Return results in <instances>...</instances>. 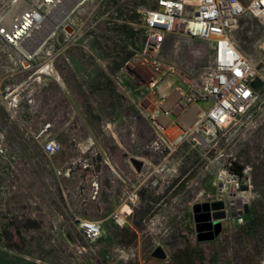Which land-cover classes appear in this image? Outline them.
Instances as JSON below:
<instances>
[{"label":"rangeland","instance_id":"rangeland-1","mask_svg":"<svg viewBox=\"0 0 264 264\" xmlns=\"http://www.w3.org/2000/svg\"><path fill=\"white\" fill-rule=\"evenodd\" d=\"M11 1H0V15ZM140 5L153 8L156 1L90 0L82 6L70 17L74 37L63 42L58 36L44 50L52 75L35 87L32 103L20 102L18 109L8 101L27 94V84L34 85L28 78L40 67H11L0 43V157L9 159L12 174V188L0 184V226L7 214L38 223L24 233L29 254H8L31 264H264V71L257 67L262 86L232 125L211 130L197 147L174 143L176 129L167 131L171 145L163 143L146 109L158 106L168 84L184 89V81L210 65L212 51L208 42L167 36L159 58L175 72H164L152 89L134 81L137 68L124 65L144 44ZM231 38L258 64L264 24L243 15ZM199 105L206 111L211 103ZM155 115L165 127L174 120L170 113ZM50 140L62 151L47 158L41 147ZM132 160L141 163L139 170ZM220 170L238 175L237 193L220 194ZM130 191L132 204L126 202ZM214 203L225 212L221 232L197 242L199 220L213 214L201 206ZM117 215L123 216L119 222ZM79 219L100 222L101 238L86 241ZM157 248L164 260L151 257Z\"/></svg>","mask_w":264,"mask_h":264},{"label":"built area","instance_id":"built-area-1","mask_svg":"<svg viewBox=\"0 0 264 264\" xmlns=\"http://www.w3.org/2000/svg\"><path fill=\"white\" fill-rule=\"evenodd\" d=\"M90 0H12L9 9L0 15V43L5 48L6 61L11 67H20L27 71L36 68L28 80L27 94H15L8 107L18 109L20 102L32 103L36 86L45 85L44 77L53 73L50 51L54 38L60 36L68 42L77 33V27L70 17ZM156 5L148 8L137 7L142 17L144 44L124 67H136L131 78L146 86L154 88L163 73L175 72L174 68L165 65L159 58L161 47L167 36H182L193 40L208 42L212 51V61L196 78L184 81L185 88H175L178 94L176 108L184 114L189 108L200 103L210 102L206 113H200L191 127L179 130L174 143L182 141L193 143L194 147L205 142V137L215 131L223 130L244 116L256 99V92L251 83L258 79L260 70L264 71V39L259 45L261 53L258 64H253L241 54L232 41L231 31L237 27L239 19L248 15L264 24V0H155ZM57 9H61L59 12ZM54 10L60 22L51 29L47 19ZM12 13L8 22L6 17ZM55 23V21H54ZM52 23V24H54ZM51 29V30H50ZM49 32V34H47ZM15 90L14 92H16ZM161 101L156 100L154 109L148 108L151 127L160 141H171L167 129L159 123L157 112H160ZM168 116V111H161ZM47 127L42 130L45 132ZM212 131V132H213ZM42 153L54 157L62 151L61 144L50 140L42 145ZM2 152V151H1ZM66 172L65 176H68ZM60 174L59 172H57ZM220 187V194L233 195L239 190L238 175L232 171L220 170L215 178ZM94 188L95 184L93 185ZM96 194V193H95ZM133 191L127 193L126 202L133 203ZM118 216V215H117ZM116 219V218H115ZM77 230L88 242L97 241L102 236L100 222L79 219Z\"/></svg>","mask_w":264,"mask_h":264},{"label":"trees","instance_id":"trees-1","mask_svg":"<svg viewBox=\"0 0 264 264\" xmlns=\"http://www.w3.org/2000/svg\"><path fill=\"white\" fill-rule=\"evenodd\" d=\"M10 164L9 159L4 156L0 157V184L7 183L6 187L12 188V185H10V179L12 178V174L9 171ZM214 205L223 209L222 203H214ZM4 220V223L0 226V246L4 250L0 249V264H31L26 257L15 258L10 256L8 252H22L28 255L29 253L23 250L27 245L24 233L28 230L38 229V223L30 219V217L18 220V217H9L8 214ZM250 224L254 225L256 222L252 219ZM192 253L196 255L197 260L203 261L204 257L200 250L194 249ZM156 262L158 263V261Z\"/></svg>","mask_w":264,"mask_h":264},{"label":"water","instance_id":"water-1","mask_svg":"<svg viewBox=\"0 0 264 264\" xmlns=\"http://www.w3.org/2000/svg\"><path fill=\"white\" fill-rule=\"evenodd\" d=\"M262 86V83L259 79H255L251 83L252 89L257 93ZM132 164L135 166L136 170H139L141 167V163L136 160L131 161ZM199 208V206H197ZM196 207V208H197ZM204 211H208L210 209V205L204 204L201 206ZM214 208V206H212ZM225 218V212L219 211L215 212L212 215L204 216L203 219L199 220L204 222L201 225H198L196 228V240L197 242H209L213 241L215 238H217L221 232L222 226L221 221ZM206 221V224H205ZM152 258L158 259V260H164L165 254L160 248H157L152 254Z\"/></svg>","mask_w":264,"mask_h":264},{"label":"crops","instance_id":"crops-1","mask_svg":"<svg viewBox=\"0 0 264 264\" xmlns=\"http://www.w3.org/2000/svg\"><path fill=\"white\" fill-rule=\"evenodd\" d=\"M168 90L157 97V101H161L162 109L161 111H167L171 114L172 117H174V120L171 122V126L165 127L167 130L169 129H176L177 132L179 130H185L192 126V124L195 122L197 116L200 113H206V111L202 110L200 108V105L197 104L194 107L189 108L184 114H181L176 108H174L175 104L178 103V94L175 91V88H179L176 86H173L172 84H168ZM161 111L159 112L161 115Z\"/></svg>","mask_w":264,"mask_h":264},{"label":"bare ground","instance_id":"bare-ground-1","mask_svg":"<svg viewBox=\"0 0 264 264\" xmlns=\"http://www.w3.org/2000/svg\"><path fill=\"white\" fill-rule=\"evenodd\" d=\"M57 10H58L59 12L61 11V9H57ZM11 15H12V13H10V14L6 17L5 22H8V21L10 20ZM61 18H62V17H61ZM61 18H60V17H59V18L55 17V12H54V10H53V11L51 12L49 18L47 19V24H48V26H51V29H52V28L54 27V25L56 26V25L60 22ZM54 21H55V23H54ZM52 23H54V24H52ZM51 29H50V30H51ZM47 34H49V32H48ZM124 214H125V215H128V211H124ZM122 219H123V216H122V215H118V216L116 217V221H117V222L121 221Z\"/></svg>","mask_w":264,"mask_h":264},{"label":"flooded vegetation","instance_id":"flooded-vegetation-1","mask_svg":"<svg viewBox=\"0 0 264 264\" xmlns=\"http://www.w3.org/2000/svg\"><path fill=\"white\" fill-rule=\"evenodd\" d=\"M212 206H214V208ZM220 210L222 209L219 206L214 205V204L210 205L209 211H211V213L219 212Z\"/></svg>","mask_w":264,"mask_h":264}]
</instances>
